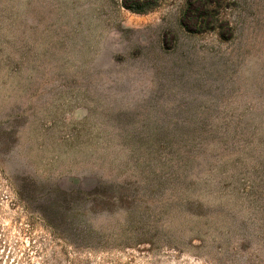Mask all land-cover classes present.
<instances>
[{
	"label": "rangeland",
	"instance_id": "rangeland-1",
	"mask_svg": "<svg viewBox=\"0 0 264 264\" xmlns=\"http://www.w3.org/2000/svg\"><path fill=\"white\" fill-rule=\"evenodd\" d=\"M207 1L214 20L192 32L196 0L143 11L121 0H0V264L48 255L42 227L30 233L11 202L10 177L165 175L169 149L131 150L130 132L156 129L218 134L201 163L186 173L175 164L161 190L142 194L145 243L93 263L264 264V0ZM124 219L117 209L92 222Z\"/></svg>",
	"mask_w": 264,
	"mask_h": 264
},
{
	"label": "trees",
	"instance_id": "trees-1",
	"mask_svg": "<svg viewBox=\"0 0 264 264\" xmlns=\"http://www.w3.org/2000/svg\"><path fill=\"white\" fill-rule=\"evenodd\" d=\"M154 1L121 0V4L134 11H143L152 7ZM212 10L207 0H196L188 16L195 27L189 29L185 23L184 26L192 32L201 31L213 19ZM217 134L214 131L193 129L130 132L133 139L131 150L134 153H140L142 148L148 147L145 152L154 156L152 152L157 151L158 145L169 149L171 153L165 167V175L168 176L162 172L157 174L154 170L151 175L137 179L124 177L118 183L101 181L92 175L43 181L10 177L8 181L14 194V201L11 202L25 212L27 230L33 232L38 224L45 232V240L39 245V250L48 255H45L41 264H100L93 263L92 257L97 253H110L113 249L144 244L140 236L147 227L143 218L147 216L150 202L143 199L142 194L161 190L169 179L178 174L174 175L175 164L182 167L180 173H186L190 167L201 163L208 142ZM238 134L232 133L224 142H234ZM257 166L261 168L262 164ZM117 209L125 215V219L117 226L93 224L92 218L96 213L110 214Z\"/></svg>",
	"mask_w": 264,
	"mask_h": 264
}]
</instances>
